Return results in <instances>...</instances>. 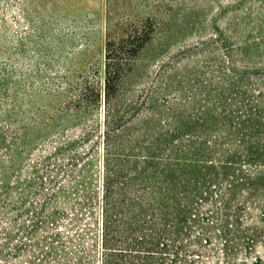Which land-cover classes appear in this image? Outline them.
Listing matches in <instances>:
<instances>
[{
	"label": "rangeland",
	"instance_id": "rangeland-1",
	"mask_svg": "<svg viewBox=\"0 0 264 264\" xmlns=\"http://www.w3.org/2000/svg\"><path fill=\"white\" fill-rule=\"evenodd\" d=\"M114 2L116 18H158L120 100L154 108L163 133L133 139L141 115L116 144L126 156L106 169L103 96L44 132L45 118L17 134L7 128L29 121L31 107L1 113L0 215L19 236L30 226L35 247L57 217L61 264H264V126L257 133L243 113L248 99L264 108V0ZM107 12V0H0V38L16 39V59L44 56L62 78L98 72L103 89ZM47 102L49 118L66 99ZM104 170L116 173L106 256Z\"/></svg>",
	"mask_w": 264,
	"mask_h": 264
},
{
	"label": "trees",
	"instance_id": "trees-1",
	"mask_svg": "<svg viewBox=\"0 0 264 264\" xmlns=\"http://www.w3.org/2000/svg\"><path fill=\"white\" fill-rule=\"evenodd\" d=\"M114 5V0H107L103 89L100 80L96 78L98 72L93 73L92 76H82L80 82L79 75L74 79L70 77L62 78L55 71L54 64L52 62L50 64L44 56L31 61L16 59L14 57L18 51L16 39L4 40L0 38V53L8 54L7 58H0V115H3L1 113L5 111L23 110L25 106L34 110L29 121L20 116L17 121L8 125L7 128L13 126L12 130L17 134L29 124L34 128L40 127L37 120L45 118V122L41 121L42 128L40 129L43 130L42 132L48 131V129H51L52 118L57 115H76L83 109L97 106L103 96L105 114L101 137L106 169L110 165L111 158L126 156L127 150L119 149L116 144L125 137L131 122L138 120L144 114L146 121H141L136 127L132 128V136L133 139L144 138L146 141L157 140L166 125V123L156 119L157 112L154 108L147 107L137 111L133 108V105H136L133 101L122 102L120 100V96L130 87L135 77L138 57L158 32V18L152 12L145 16L135 17L132 20L116 18ZM37 50L39 55H43L45 49H41L39 46ZM60 99H66V102L61 103L47 118L48 112H50L47 100L54 103ZM35 100L41 101L42 104L37 107L34 105L36 104ZM247 102L248 104L243 113L247 114L248 119H245L244 123L249 125L250 121L255 119L257 133H259V124L264 126V108H258V101L253 102L255 106L251 105L252 100L248 99ZM20 113L22 114L23 111ZM151 153L146 152L145 158L151 160L158 157ZM104 172L102 187L103 229L100 248L106 256V253L112 249L109 244L108 223L112 209L114 189L112 183L116 173L115 170H104ZM70 177L67 174V178ZM54 187L55 185H52L50 189L53 194L57 193ZM29 220L31 222L33 218H29ZM14 223V220L10 217L5 218L0 215V264H52V261H56V259H59L57 261L59 264L62 263L60 261L62 259L61 255L59 256L55 252L57 248L55 245H59V247L62 245L60 240L56 239L60 235V233H57L59 232L57 217L53 215L49 218L48 229L52 232L49 237H45V241H49H46L45 245H36V247L30 244V226H24L23 236H19L15 233ZM38 223L44 225L41 221L36 222L37 225ZM55 230L56 234L53 233ZM22 251L23 254H21ZM19 261L23 262L19 263ZM103 264L107 263L104 262Z\"/></svg>",
	"mask_w": 264,
	"mask_h": 264
}]
</instances>
